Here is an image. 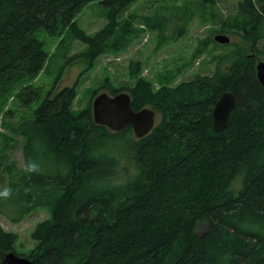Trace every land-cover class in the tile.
<instances>
[{"label":"trees","instance_id":"1","mask_svg":"<svg viewBox=\"0 0 264 264\" xmlns=\"http://www.w3.org/2000/svg\"><path fill=\"white\" fill-rule=\"evenodd\" d=\"M136 1L0 0V126L8 125L12 103L30 109L8 129L23 139V162L31 157L41 165L29 176L8 161L9 140H17L0 132V170L14 189L10 199L0 198V212L20 222L50 209L30 234V254L20 256L34 264H264V88L255 70L264 60V0H239L219 23L216 31L232 37L228 44L201 41L225 49L211 73L155 87L142 76L141 61L131 59L132 83L93 91H125L134 110L153 108L158 120L141 138L129 124L111 131L95 123L90 102L75 112V85L55 92V81L31 109L42 92L26 81L48 62L37 32L69 41L58 80L77 58L90 68L103 54L126 51L144 30L162 31L161 15L121 16ZM88 4L105 20L93 33L76 21ZM77 40L84 47L69 56ZM225 91L235 106L215 131L211 112ZM199 224L207 229L197 232ZM16 240L0 226V253L15 252Z\"/></svg>","mask_w":264,"mask_h":264},{"label":"rangeland","instance_id":"2","mask_svg":"<svg viewBox=\"0 0 264 264\" xmlns=\"http://www.w3.org/2000/svg\"><path fill=\"white\" fill-rule=\"evenodd\" d=\"M137 0L121 16L126 17L129 13L148 15L151 17L162 16L164 27L161 30L146 29L128 49L121 53H106L99 56L94 65L90 68L87 61L76 59L70 65H65L61 77L57 80L58 74L66 61L63 52L68 47V40L60 44L59 36H51L44 30L37 32L38 38L43 42L44 50L48 53V62L45 68L27 84L40 87L41 98L32 103L31 109L35 108L43 98L44 94L56 82L55 92L65 86H76V95L72 102V109L75 112L92 103L95 95L108 89L94 90L102 86L117 87L132 79L128 75V63L131 59L140 60L142 63L141 74L152 81L155 87L161 84L174 85L180 81L188 80L195 74H209L215 67V57L225 52L222 46H216L211 41L204 44L201 41L213 39L219 23L230 14L234 13L239 0ZM185 9L190 14L184 17L180 10ZM100 8L96 4H88L76 16L79 26L88 33H93L105 24L104 17L99 15ZM185 20V21H184ZM155 19L152 21L154 22ZM141 23L139 19L136 21ZM184 31L178 34L180 26ZM230 39L232 37L229 34ZM69 37L65 34V39ZM234 39V38H233ZM237 40V39H235ZM84 45L77 41L71 42L69 56L82 51ZM199 47L200 53L195 54ZM260 47L264 50V39L260 41ZM112 95V94H111ZM9 101H14L12 98ZM14 113L4 120L8 125L17 123L23 115L29 114L30 109L14 107ZM7 108V105L5 109ZM157 120H158V116ZM156 119V118H155ZM8 125H1L0 132L12 136L17 140H9L12 146L8 150V161H14L19 167L23 162L22 142L23 139L8 129ZM1 145V143H0ZM115 179L120 182L121 170ZM7 185L6 175L0 170V188ZM50 216L49 206L37 208L20 222L9 221L0 212V226L5 231L16 233L17 240L14 245L15 253L18 255H29L35 242L30 234L37 222ZM207 229L206 225L199 224L197 232L201 233ZM1 258V255H0Z\"/></svg>","mask_w":264,"mask_h":264},{"label":"water","instance_id":"3","mask_svg":"<svg viewBox=\"0 0 264 264\" xmlns=\"http://www.w3.org/2000/svg\"><path fill=\"white\" fill-rule=\"evenodd\" d=\"M213 38L221 45L230 42L229 35L224 33H217ZM255 70L256 77L264 88V60L256 62ZM234 106L235 97L232 92L225 91L222 93L211 112L212 126L215 131H220L226 126ZM91 109L95 123L104 125L111 131H120L129 124L137 138L148 134L156 121V111L153 108L144 107L140 110H134L130 105V95L125 91L114 95L103 91L95 95L91 103ZM0 255V264H34L29 258L17 255L13 251L0 253Z\"/></svg>","mask_w":264,"mask_h":264},{"label":"clouds","instance_id":"4","mask_svg":"<svg viewBox=\"0 0 264 264\" xmlns=\"http://www.w3.org/2000/svg\"><path fill=\"white\" fill-rule=\"evenodd\" d=\"M22 172L31 176L32 174H39L41 172L40 163L29 157L22 164ZM14 189L10 186H5L0 189V198L10 199L13 195Z\"/></svg>","mask_w":264,"mask_h":264}]
</instances>
